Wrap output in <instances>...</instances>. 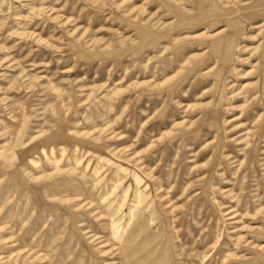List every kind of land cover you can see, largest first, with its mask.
<instances>
[{
    "label": "rangeland",
    "instance_id": "374dc122",
    "mask_svg": "<svg viewBox=\"0 0 264 264\" xmlns=\"http://www.w3.org/2000/svg\"><path fill=\"white\" fill-rule=\"evenodd\" d=\"M0 264H264V0H0Z\"/></svg>",
    "mask_w": 264,
    "mask_h": 264
}]
</instances>
